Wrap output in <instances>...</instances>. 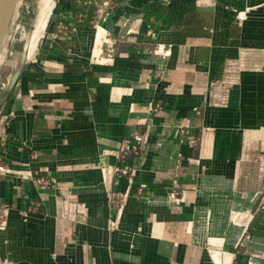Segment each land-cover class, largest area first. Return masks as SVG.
Here are the masks:
<instances>
[{
	"label": "crops",
	"instance_id": "0c3cea01",
	"mask_svg": "<svg viewBox=\"0 0 264 264\" xmlns=\"http://www.w3.org/2000/svg\"><path fill=\"white\" fill-rule=\"evenodd\" d=\"M249 10L264 0H55L0 106V264H264V29L232 22Z\"/></svg>",
	"mask_w": 264,
	"mask_h": 264
},
{
	"label": "rangeland",
	"instance_id": "374dc122",
	"mask_svg": "<svg viewBox=\"0 0 264 264\" xmlns=\"http://www.w3.org/2000/svg\"><path fill=\"white\" fill-rule=\"evenodd\" d=\"M42 0H20L18 7L13 15V18L11 20L10 26L7 30L5 39L3 41V44L0 49V96L4 93V89L6 87L8 78L14 71V69L19 65H24V67H27L29 63H34L38 60V55L40 51V45L38 48L32 53V55H28L27 51V41L29 34L33 30L36 22L39 10L41 8ZM55 4V0H54ZM243 11H237L236 17L232 19L233 25L236 27H249L253 30L254 27H258L259 30L264 29V17L259 18V16H249V11L243 12ZM52 13H54L52 11ZM248 13V14H247ZM18 21V22H17ZM16 34V35H15ZM11 35V36H10ZM16 36V37H15ZM20 36V37H19ZM247 37L250 36V34L246 35ZM10 37V38H9ZM262 37V36H261ZM27 39V41H26ZM256 41V40H254ZM264 41V38H260V40L257 39L256 42ZM26 46V47H24ZM33 61V62H31ZM147 131H135L133 134L140 137L139 141H132L131 145H127L122 150L123 153H125L127 156L135 158L136 156L139 159L141 154H144L146 152V145H144L145 142V136ZM129 165L127 166V169L129 170ZM139 167V161H135L132 163V166L130 167V170L132 172H135ZM130 171V172H131ZM135 180V179H134ZM140 180H136V183L138 184ZM141 188L137 186L136 192L133 193L131 198H133V203H131L126 209H123L121 211L117 210L116 212H119L118 216L121 219L126 218L130 220V222H126L124 226L120 225L119 227L115 226V229L117 230L119 235V243L116 244L119 245L118 250L123 254L125 247H127L126 251L134 252L136 249H139V231H140V206H139V200L141 196ZM113 204L119 205L118 207H122L124 203H126L129 198H124V195H117L112 196ZM155 201V199H152ZM119 209V208H118ZM128 223V225H127ZM132 236V242H130L128 245H123L124 237L126 235ZM137 240V241H136ZM138 256V255H135ZM123 258V257H122ZM133 260H135L133 258ZM137 264V262H135Z\"/></svg>",
	"mask_w": 264,
	"mask_h": 264
},
{
	"label": "bare ground",
	"instance_id": "6f19581e",
	"mask_svg": "<svg viewBox=\"0 0 264 264\" xmlns=\"http://www.w3.org/2000/svg\"><path fill=\"white\" fill-rule=\"evenodd\" d=\"M19 1L20 0L15 1L14 9L11 15V20L18 7ZM52 11L54 12V0H42L41 8L39 10L38 17H37V22L33 30L31 31V33L29 34L28 41L26 39L28 55H32V53H34V51L38 48L40 42L44 40V38L46 37L47 31L51 25V22L53 18L55 17V12L52 13ZM10 23L11 21L8 24L7 30L10 26ZM7 30L5 33H7Z\"/></svg>",
	"mask_w": 264,
	"mask_h": 264
},
{
	"label": "water",
	"instance_id": "95a60500",
	"mask_svg": "<svg viewBox=\"0 0 264 264\" xmlns=\"http://www.w3.org/2000/svg\"><path fill=\"white\" fill-rule=\"evenodd\" d=\"M15 1L16 0H0V49L6 36L5 32L7 30L8 24L11 21V15L14 9ZM23 69L24 65L17 66L8 78L4 93L0 96V106L12 92Z\"/></svg>",
	"mask_w": 264,
	"mask_h": 264
},
{
	"label": "built area",
	"instance_id": "2783aa9c",
	"mask_svg": "<svg viewBox=\"0 0 264 264\" xmlns=\"http://www.w3.org/2000/svg\"><path fill=\"white\" fill-rule=\"evenodd\" d=\"M134 138V141H139L140 140V137H138L137 135H134L133 136ZM132 143H130L129 145H131ZM3 170V168L1 169ZM7 208H3V210L1 211V215H0V226L1 227H4L6 225V218H2L3 216H6L7 215ZM258 255L255 254V255H251L250 257V260H249V263L248 264H256L254 261H253V258L257 257Z\"/></svg>",
	"mask_w": 264,
	"mask_h": 264
}]
</instances>
